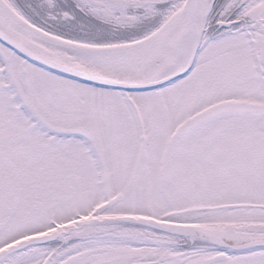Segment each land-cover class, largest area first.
<instances>
[{
	"label": "snow or ice",
	"instance_id": "1",
	"mask_svg": "<svg viewBox=\"0 0 264 264\" xmlns=\"http://www.w3.org/2000/svg\"><path fill=\"white\" fill-rule=\"evenodd\" d=\"M0 264H264V0H0Z\"/></svg>",
	"mask_w": 264,
	"mask_h": 264
}]
</instances>
